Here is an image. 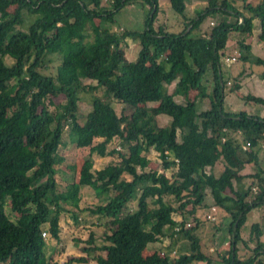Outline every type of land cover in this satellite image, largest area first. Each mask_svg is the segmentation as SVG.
<instances>
[{
  "label": "trees",
  "instance_id": "trees-1",
  "mask_svg": "<svg viewBox=\"0 0 264 264\" xmlns=\"http://www.w3.org/2000/svg\"><path fill=\"white\" fill-rule=\"evenodd\" d=\"M101 1L0 0V264H48L42 233L59 239L60 216L69 213L63 205L80 210L81 187H90L102 203L80 211L105 219L109 229L102 245L91 233L79 242L85 257L69 263L85 264L90 257L96 264H211L202 251L199 219L194 218V227L184 224L186 208H205L209 191L214 207L230 218L223 264H264L258 232L246 259H239L236 248L247 217L264 207V170L239 174L257 161L258 148L264 147V118L225 112L221 73L231 34H242L245 37L236 42L239 61L262 66L264 82V59L252 56L245 39L256 21L258 40L264 44V0L256 5L248 0H208L207 7L191 18L185 17V0H169L170 9L183 19L180 32L154 28L159 0H110V8H103ZM137 1L148 6L143 30L112 31L114 14ZM236 2L242 3L241 11L233 6ZM24 13L35 17L26 31L20 30ZM215 15L221 20L203 31V22ZM89 34L96 42H86ZM126 39L139 44L132 62L120 57ZM53 55L59 64L47 75L45 62ZM208 72L214 83L210 95L205 86ZM84 79L95 84H84ZM171 84L172 93H164L163 87ZM99 90L109 101L95 97ZM191 91L196 94L193 100L188 99ZM83 96L89 97L91 111L80 125L77 111ZM177 97L184 102L178 103ZM206 98L209 108L198 113L197 99ZM111 101L128 108L129 115H117ZM243 101L264 107L261 97L248 94ZM147 104L154 105L147 109ZM159 116L168 117L169 123L160 127ZM67 129L75 146L89 153L77 182L60 193L55 167L63 160L58 149ZM115 139L119 150L108 148ZM150 150L158 153L163 171L175 168L170 178L147 169ZM93 154L116 155L118 162L93 171ZM192 161L197 162L198 178L189 173ZM216 162L223 166L221 173H207L206 165ZM248 177L252 186L241 189L240 182ZM148 199L152 209L147 208ZM133 200L136 209L130 211ZM174 214L181 221L176 222ZM220 227H214L215 233ZM165 236L185 239L177 256L158 251L145 255Z\"/></svg>",
  "mask_w": 264,
  "mask_h": 264
},
{
  "label": "rangeland",
  "instance_id": "rangeland-1",
  "mask_svg": "<svg viewBox=\"0 0 264 264\" xmlns=\"http://www.w3.org/2000/svg\"><path fill=\"white\" fill-rule=\"evenodd\" d=\"M188 4L187 12L185 11V17L191 18L195 16L196 12L204 9L208 5V0H198L195 4L191 3V0H186ZM220 1V0H218ZM260 0H248V2L252 5H256ZM161 3V11L157 15V19L154 23V28H157L158 26L164 27L169 32H180L183 29L182 24V17L176 13H174L170 7H169V0H160ZM110 0H102L101 5L103 8H110ZM235 8L238 10H242V3L236 2L233 4ZM148 14V6L140 1L134 2L131 5H126L122 9H120L118 12L114 14V22L110 29L112 31L118 32L119 34L123 31L129 30L134 32H141L144 27V20L145 17ZM158 16L160 18L158 19ZM220 15H215L213 17L207 18L203 24H202V30H210L213 26H215L219 20H221ZM35 17L28 15L27 13H24V21L23 25L20 27V30L26 31L28 26L33 22ZM225 20H227L230 23L234 22V19L231 17H225ZM95 24H98V20H95ZM257 24V22H256ZM88 39L86 42H96V36L93 34L88 35ZM251 36V35H250ZM248 36L247 38H249ZM240 39L239 35L236 33L231 34L229 38V45L228 49L231 51V54H225L224 57H229L231 59H235V61L231 65H235L239 61L240 58V51L237 47V41ZM139 50V44L135 39H126L121 46L120 51V57L124 62H132L136 59L137 52ZM151 56V54L149 55ZM222 58V62H223ZM5 63L7 65L12 64V60L8 57L5 59ZM45 64L47 65V70L44 71L45 74H53L55 71V67L59 64L58 59L55 55L49 56L48 59H46ZM243 64V63H242ZM230 65V67H231ZM245 67L249 69H245L241 73H247L246 75L254 76L252 78L245 79L244 81H241V85L236 83V80L233 78H223L226 82V88H225V95H229L231 98L235 99V101L231 104L232 107L228 106V102L226 101V105L224 106L225 112L232 113H238V112H244L247 111L248 113H252L255 116L261 117L263 115L264 107L260 105H256L254 103H245L243 101L244 96L247 94L255 96V97H262L264 96V88L260 85L256 84L257 79V73L258 71L252 67V71L250 70V62L243 64ZM254 65V64H253ZM228 67L227 65H224ZM211 76L210 72L207 74V78ZM205 79V86L206 88V94L210 95L212 92L213 87L211 86L210 89L207 86L208 85V79ZM239 80V79H237ZM259 80V79H258ZM84 84H95L93 81L88 80H82ZM249 82V83H248ZM207 83V84H206ZM248 83V84H247ZM237 86V89L235 88ZM173 86H164L162 91L164 93H171ZM95 97H98L104 101H109L105 98L103 95V91L99 90L96 93H94ZM195 92L191 91L188 94V99L193 100L195 98ZM198 100V99H197ZM55 103L61 102L59 99L53 100ZM176 101L178 103H183L184 99L177 97ZM204 103V102H203ZM111 105L113 106L115 112L117 115H120L122 112H124L125 115H129L130 112L128 108L122 106L121 104L111 101ZM154 104H147L146 108L149 109ZM239 106V107H238ZM206 106L202 104L201 100L200 102L196 104L197 112H202ZM207 107H209V101L207 104ZM49 110H53V107L50 106ZM91 111V101L88 96H83L81 102L78 103V111H77V121L80 125H83L87 121V117ZM201 120H198L200 123ZM158 124L163 125V123L158 119ZM73 135H71L69 129L66 130L64 136H63V145L60 146L58 149V155L63 159L62 163L60 165H57L55 167L56 169V181H57V191L58 192H64L68 185L77 182L78 180V173L79 169L82 165L83 160L88 156L89 150L88 148H77L74 143ZM178 142L180 143V138H177ZM98 142V140H95L94 143ZM109 149H116L119 150V142L118 140H113L108 145ZM146 157L149 159V164L147 169L157 171L160 173H164L167 178H170L172 173L175 171V168L168 169L166 171L162 170L161 162L158 158V153L155 151H149V153L146 154ZM93 160V171L100 170L104 168L106 165L111 163H117L118 158L116 155L108 156V157H99L96 154L92 155ZM261 161H254L251 162L249 167H247L246 170L253 172H257L258 169L264 170V158H261ZM260 164V165H259ZM245 165L243 168H245ZM197 162L192 161L189 173L194 177L198 178V171L196 170ZM223 170V166L220 162H216L213 167L210 165H206L205 171L207 173H213L215 176H218L221 171ZM243 170V169H242ZM241 173V171H240ZM239 173V174H240ZM250 176V175H246ZM126 179H129L125 176ZM246 180V188H250L253 183V179L251 178H245ZM245 188V189H246ZM254 189V188H253ZM207 196L205 198V206L207 208H201L199 210L192 209V207L188 206L186 208L187 211V219L184 222L186 228H191L195 226L194 218L199 219L200 221V228H199V235L202 239V248L203 252L206 254L208 253V249L211 247L212 242H217L220 240V235L215 234L214 227L219 224L221 227H224V220L227 219L221 211H218L217 209L214 210V204L213 200L210 202V196L209 191L206 192ZM114 195L113 193L111 194ZM79 196L81 198L79 202V209L86 210V209H92L102 202L99 201V199L94 194V191L90 187H81ZM169 203H171L174 207L177 206L176 203L172 201V199L167 200ZM147 208L152 209L153 204L151 203L150 199L147 200ZM65 209L69 210L68 212L62 213L60 216V220L62 221V228L59 226V243L58 241L51 238L50 235L47 232L42 233V237L45 240V254L47 257L48 264L54 263V260L60 261V264H77V263H69L70 260L73 258L78 257H85V255L81 252V243L79 242H85L89 234H93L95 236L96 244L102 245V238L104 235V232L109 229V225H105L106 220L100 219L98 216H94L89 214L87 211L81 212L80 210H76L71 208L68 205H63ZM213 207V208H212ZM6 211L8 212L9 208L6 206ZM128 209L130 211H133L136 209V201L133 200L128 204ZM174 214L173 218L175 217ZM75 216L77 217L75 219ZM225 218V219H224ZM223 219V221H220ZM189 225V226H188ZM220 227V228H221ZM61 237V238H60ZM58 244V248H57ZM186 242L185 239L182 237H176L173 236H165L164 238H160V240L155 243L154 245L151 244L149 247L150 249L146 251L145 255H149L154 251H158L161 254L169 255L171 257H175L178 254V249H183ZM53 248V249H52ZM251 255V253H250ZM85 264H96L94 260H92L90 257L87 259V263Z\"/></svg>",
  "mask_w": 264,
  "mask_h": 264
},
{
  "label": "crops",
  "instance_id": "crops-1",
  "mask_svg": "<svg viewBox=\"0 0 264 264\" xmlns=\"http://www.w3.org/2000/svg\"><path fill=\"white\" fill-rule=\"evenodd\" d=\"M198 0H191L192 4H195ZM159 4V12L161 11V3L160 0L158 2ZM185 5H186V12L188 9V4L187 1L185 0ZM160 18V16H158V19ZM182 24H183V20H182ZM254 24V28L253 31L251 33V36L249 38H245L246 39V44H248L251 48L250 52L252 54V56L255 58H260V59H264V44H262L259 40H258V26L256 24V21H253ZM178 31V30H177ZM176 31V32H177ZM240 38H244L245 36L242 34H238ZM231 54V51H229V49H227L225 51V54ZM249 63V62H247ZM246 64V63H243ZM242 63L238 62L235 65H231L226 67L224 65H222L221 68V73L223 78H230V79H234L236 80V83L239 84V86L242 84L241 81L245 80V79H250L252 76L246 75L247 73H241L244 68L245 69H249L247 67H245ZM250 70L252 71V67L255 68L258 73H257V79L256 80V84L260 85L264 88V82L260 79V73L263 70L262 66H256L253 65V63H250ZM208 87L210 89V87H213V81H212V77H208ZM239 79V80H237ZM259 79V80H258ZM225 80V79H224ZM249 83V82H248ZM247 83V84H248ZM207 84V83H206ZM173 86L172 91L174 89V84H171ZM170 86V85H169ZM172 93V92H171ZM170 92L167 94H171ZM248 95V94H247ZM181 98V97H180ZM261 98H264V96H262ZM209 99L206 98L204 100H201L202 104H204L206 107V109H208L209 107H207ZM226 101L228 102V106L232 107L235 99H233V97L231 98L229 95H224V106L226 105ZM197 102L199 103L200 100H197ZM196 102V104H197ZM204 102V103H203ZM239 107V106H238ZM206 109H204L203 111H205ZM264 111V110H263ZM244 112H246L249 115H253L252 113H248L247 111L244 110ZM233 113V111H232ZM262 118H264V112L263 115L261 116ZM158 119L163 123V125H159L164 126L167 125L169 123V119L166 116H159ZM152 151V150H151ZM154 151V150H153ZM258 157L257 160L261 161V158H264V147L263 144L259 146L258 148ZM260 165V164H259ZM248 166H246L245 168H243V170L241 171L240 175L242 176H246V175H253L251 171L246 170ZM246 180L248 179H243L240 182V188L241 189H245L246 188ZM235 189L237 188L236 184H234ZM209 195V194H208ZM212 201L211 197H210V202ZM205 204V203H204ZM205 208H207V206H205ZM213 208V207H212ZM216 208H214L215 210ZM216 211V210H215ZM176 222L181 221V216L180 215H175V217L173 218ZM224 227H221L216 233H218L217 235H220V240L217 242H212L211 247L207 250L208 253L206 254L205 252H203L207 257H209L211 259V264H223V257L227 256V251L229 249V242H230V237L228 234V230H227V226L230 223V218H227L224 220ZM59 226L62 228V221H59ZM259 233V238H258V244L259 246H261V248L264 250V207L260 208V209H256L253 210L252 213L247 217L246 223L244 224V226L241 229V242H239L237 244V255L239 257L240 260H244L246 259L248 256H250L251 251L255 248L256 246V241L253 239L255 238V234ZM215 233V234H216ZM61 238V237H60ZM252 239V240H251ZM59 243V240H57ZM244 241V243L242 242ZM57 248H58V244H57ZM53 249V248H52ZM203 251V248H202ZM51 264H60V261L54 260V263Z\"/></svg>",
  "mask_w": 264,
  "mask_h": 264
},
{
  "label": "built area",
  "instance_id": "built-area-1",
  "mask_svg": "<svg viewBox=\"0 0 264 264\" xmlns=\"http://www.w3.org/2000/svg\"><path fill=\"white\" fill-rule=\"evenodd\" d=\"M234 61H235V59H231L229 57H224L223 58V63H224V65H227V66H230ZM247 146H248V144H247Z\"/></svg>",
  "mask_w": 264,
  "mask_h": 264
}]
</instances>
